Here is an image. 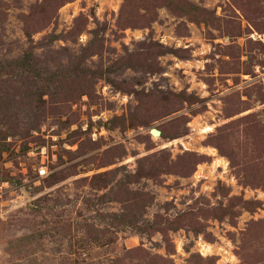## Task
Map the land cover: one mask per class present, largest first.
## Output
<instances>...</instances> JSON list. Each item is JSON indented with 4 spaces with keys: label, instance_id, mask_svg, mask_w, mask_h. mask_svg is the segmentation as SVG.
I'll return each mask as SVG.
<instances>
[{
    "label": "rangeland",
    "instance_id": "1",
    "mask_svg": "<svg viewBox=\"0 0 264 264\" xmlns=\"http://www.w3.org/2000/svg\"><path fill=\"white\" fill-rule=\"evenodd\" d=\"M0 264H264V0H0Z\"/></svg>",
    "mask_w": 264,
    "mask_h": 264
},
{
    "label": "water",
    "instance_id": "2",
    "mask_svg": "<svg viewBox=\"0 0 264 264\" xmlns=\"http://www.w3.org/2000/svg\"><path fill=\"white\" fill-rule=\"evenodd\" d=\"M150 131H151L152 134L153 133H159V131L157 129H154V128H152Z\"/></svg>",
    "mask_w": 264,
    "mask_h": 264
},
{
    "label": "bare ground",
    "instance_id": "3",
    "mask_svg": "<svg viewBox=\"0 0 264 264\" xmlns=\"http://www.w3.org/2000/svg\"><path fill=\"white\" fill-rule=\"evenodd\" d=\"M209 127V126H208ZM206 130V129H205ZM159 133H153V135L156 137Z\"/></svg>",
    "mask_w": 264,
    "mask_h": 264
}]
</instances>
